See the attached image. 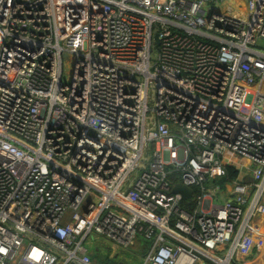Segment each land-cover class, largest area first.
I'll use <instances>...</instances> for the list:
<instances>
[{"label": "built area", "instance_id": "2783aa9c", "mask_svg": "<svg viewBox=\"0 0 264 264\" xmlns=\"http://www.w3.org/2000/svg\"><path fill=\"white\" fill-rule=\"evenodd\" d=\"M263 212L264 0H0V264H247Z\"/></svg>", "mask_w": 264, "mask_h": 264}, {"label": "crops", "instance_id": "0c3cea01", "mask_svg": "<svg viewBox=\"0 0 264 264\" xmlns=\"http://www.w3.org/2000/svg\"><path fill=\"white\" fill-rule=\"evenodd\" d=\"M225 159L229 160L230 163H232V161H233L232 165H235L240 170V172H239L240 174H242V173L243 174H250L251 173L252 164H251V162L249 160L244 159L242 157H239V156L235 155L232 152H227ZM219 181H221V180H219ZM231 196H232V194H231V184L226 183L225 181H223L222 182V192L220 194V198H221L220 200H224L226 198H231ZM186 203L188 204V206L190 208H193L195 206L194 203H188V202H186ZM256 223L262 229L263 234H264V212L256 217ZM136 240H137V243L139 242V245L137 247H135V248L132 247L131 249H128L127 251L131 252L132 254L135 255L136 258L140 259L141 256H139L138 254L143 255V254L146 253V251H145V249H146V241L142 237H138V239H136ZM112 243H114V242H112ZM118 247H120V246H118ZM96 248H97V246L95 247V249ZM257 248H256L257 252L255 254L251 255L248 258H246L245 262L247 264H264V238H257ZM121 249H124V248H121ZM136 251H138V252H136Z\"/></svg>", "mask_w": 264, "mask_h": 264}, {"label": "trees", "instance_id": "16d2710c", "mask_svg": "<svg viewBox=\"0 0 264 264\" xmlns=\"http://www.w3.org/2000/svg\"><path fill=\"white\" fill-rule=\"evenodd\" d=\"M227 163V168L230 177H238L240 175V170L230 163L229 160H225ZM171 178L175 181L179 180V173H174ZM106 240V239H104ZM108 241V240H107ZM107 241H102V247L97 250V259L103 264H132L135 261V256L127 250L121 249L115 243H108ZM129 260L128 263L126 260Z\"/></svg>", "mask_w": 264, "mask_h": 264}, {"label": "rangeland", "instance_id": "374dc122", "mask_svg": "<svg viewBox=\"0 0 264 264\" xmlns=\"http://www.w3.org/2000/svg\"><path fill=\"white\" fill-rule=\"evenodd\" d=\"M233 163V161H232ZM102 241H107V240H104L102 237H96L93 239V241H91V244H92V255L94 257V260L97 262V264H102L98 259H97V250L100 249L102 247ZM108 243H110L109 241H107ZM97 243V244H96ZM139 245V242L137 243V240L136 242L134 243V246L132 247H137ZM97 246V248L95 249V247ZM134 255V254H132ZM135 256V255H134ZM126 260V259H125ZM127 262H129L128 260H126ZM132 264H141V261L140 259L136 258L135 257V261L132 263Z\"/></svg>", "mask_w": 264, "mask_h": 264}, {"label": "water", "instance_id": "95a60500", "mask_svg": "<svg viewBox=\"0 0 264 264\" xmlns=\"http://www.w3.org/2000/svg\"><path fill=\"white\" fill-rule=\"evenodd\" d=\"M157 41L159 42V38L157 37ZM172 191L174 193H180L183 198H191L194 195V189L190 186L185 185L182 182H177L173 188Z\"/></svg>", "mask_w": 264, "mask_h": 264}]
</instances>
